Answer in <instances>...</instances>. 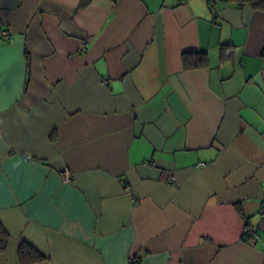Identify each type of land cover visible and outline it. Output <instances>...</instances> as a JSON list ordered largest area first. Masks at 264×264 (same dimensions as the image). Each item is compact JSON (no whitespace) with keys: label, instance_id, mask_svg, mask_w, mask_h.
I'll return each instance as SVG.
<instances>
[{"label":"crops","instance_id":"1","mask_svg":"<svg viewBox=\"0 0 264 264\" xmlns=\"http://www.w3.org/2000/svg\"><path fill=\"white\" fill-rule=\"evenodd\" d=\"M1 30L0 264H264V11L0 0Z\"/></svg>","mask_w":264,"mask_h":264},{"label":"trees","instance_id":"2","mask_svg":"<svg viewBox=\"0 0 264 264\" xmlns=\"http://www.w3.org/2000/svg\"><path fill=\"white\" fill-rule=\"evenodd\" d=\"M236 5H247L252 9L264 11V0H225ZM184 69L190 70L205 66V53L201 51L187 50L181 53ZM9 235L0 223V254L6 251ZM19 264H33L44 260V256L27 242H21L18 248Z\"/></svg>","mask_w":264,"mask_h":264},{"label":"built area","instance_id":"3","mask_svg":"<svg viewBox=\"0 0 264 264\" xmlns=\"http://www.w3.org/2000/svg\"><path fill=\"white\" fill-rule=\"evenodd\" d=\"M182 1V0H181ZM0 35L4 40H8V31L6 30H1L0 31ZM86 42V41H85ZM84 42V48L86 46V43ZM64 179L65 180H69V176L67 175V173H64ZM169 182H175V177L173 175H170L168 177ZM129 190V189H128ZM130 193H132L130 191ZM248 238H253L255 240H258V235L256 234V232H254L252 229L248 228V227H244L243 228V239L245 241H247Z\"/></svg>","mask_w":264,"mask_h":264}]
</instances>
